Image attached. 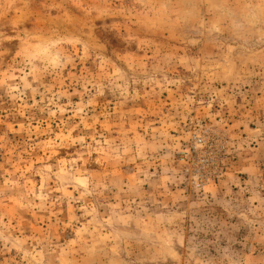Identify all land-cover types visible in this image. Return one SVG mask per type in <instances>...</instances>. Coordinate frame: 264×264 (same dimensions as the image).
Listing matches in <instances>:
<instances>
[{
  "label": "rangeland",
  "instance_id": "rangeland-1",
  "mask_svg": "<svg viewBox=\"0 0 264 264\" xmlns=\"http://www.w3.org/2000/svg\"><path fill=\"white\" fill-rule=\"evenodd\" d=\"M0 264H264V0H0Z\"/></svg>",
  "mask_w": 264,
  "mask_h": 264
}]
</instances>
